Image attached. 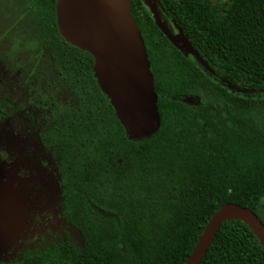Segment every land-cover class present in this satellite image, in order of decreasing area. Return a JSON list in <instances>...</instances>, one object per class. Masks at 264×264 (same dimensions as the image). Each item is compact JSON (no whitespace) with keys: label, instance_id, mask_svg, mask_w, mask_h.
<instances>
[{"label":"trees","instance_id":"16d2710c","mask_svg":"<svg viewBox=\"0 0 264 264\" xmlns=\"http://www.w3.org/2000/svg\"><path fill=\"white\" fill-rule=\"evenodd\" d=\"M56 1L27 0L32 30L72 98L52 102L41 140L59 161L63 214L82 242H43L11 264H184L225 203L264 223V0H160L161 20L208 67L132 0L161 115L158 131L141 139L128 136L101 90L92 54L59 33ZM199 264H264V246L230 218Z\"/></svg>","mask_w":264,"mask_h":264},{"label":"rangeland","instance_id":"374dc122","mask_svg":"<svg viewBox=\"0 0 264 264\" xmlns=\"http://www.w3.org/2000/svg\"><path fill=\"white\" fill-rule=\"evenodd\" d=\"M70 99L27 0H0V264L66 235L82 242L63 214L59 161L41 140L52 102Z\"/></svg>","mask_w":264,"mask_h":264},{"label":"water","instance_id":"95a60500","mask_svg":"<svg viewBox=\"0 0 264 264\" xmlns=\"http://www.w3.org/2000/svg\"><path fill=\"white\" fill-rule=\"evenodd\" d=\"M131 5L132 0H57L56 15L61 36L94 57L97 82L128 136L141 139L158 131L161 115L151 61ZM152 13L173 43L203 62L181 30L173 35L155 9ZM230 218L245 221L264 246L260 218L247 207L227 202L209 220L184 264H199L222 223Z\"/></svg>","mask_w":264,"mask_h":264},{"label":"flooded vegetation","instance_id":"af4514ba","mask_svg":"<svg viewBox=\"0 0 264 264\" xmlns=\"http://www.w3.org/2000/svg\"><path fill=\"white\" fill-rule=\"evenodd\" d=\"M143 1H144L146 7L150 10L151 13H152V9L153 10L155 9L156 12H157V14L160 15V17H162L161 15L166 16V13L164 12L165 10L162 7V3H161L160 0H143ZM220 1L225 2V0H220ZM152 15L154 17V14L153 13H152ZM170 23H172V22H170ZM166 24H167V26H169L168 23H166ZM174 25L175 24H173V27L174 28L172 27V29H173V31H174L175 34H178L179 33V30H178L177 26H174Z\"/></svg>","mask_w":264,"mask_h":264}]
</instances>
